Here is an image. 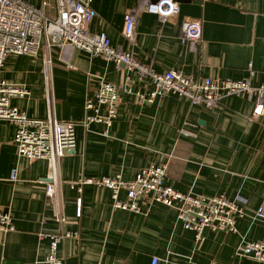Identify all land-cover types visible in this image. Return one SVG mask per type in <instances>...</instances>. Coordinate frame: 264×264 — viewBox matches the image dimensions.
Instances as JSON below:
<instances>
[{
	"label": "crops",
	"instance_id": "obj_1",
	"mask_svg": "<svg viewBox=\"0 0 264 264\" xmlns=\"http://www.w3.org/2000/svg\"><path fill=\"white\" fill-rule=\"evenodd\" d=\"M26 1L40 6L42 0ZM47 1L46 12L53 16V0ZM175 1L179 11L161 17L141 9V0H92L95 17L88 27L105 33L113 46L128 49L123 15L136 7L131 49L140 62L193 78L264 83V0ZM184 20L200 22L199 40L182 41ZM48 56L52 63L46 67ZM125 74L122 63L70 45L50 50L41 45L35 55L9 54L0 68L1 79L29 91L10 99L27 116L51 114L75 122L84 119V99L96 86V76L120 85ZM131 76L135 92L152 89ZM252 108L246 96L224 95L208 109L173 93L145 102L121 92L107 134L102 123L75 126V147L59 159L53 199L45 192L52 176L48 159L18 157L15 125L0 119V208L14 225L12 231H0V264H42L49 235L66 232L71 235L57 247L65 264H150L153 256L159 264H264L236 255L243 242L264 241V220L255 217L259 207L264 210V113L252 120ZM160 163L167 165L165 182L181 192L242 201L245 215L236 219L235 231L207 228L196 241L175 208L143 202L139 212L115 209L109 188L83 184L79 191L74 184L82 177L116 173L131 180L141 167ZM13 169L15 180L9 178ZM120 198H125L123 191Z\"/></svg>",
	"mask_w": 264,
	"mask_h": 264
},
{
	"label": "built area",
	"instance_id": "obj_2",
	"mask_svg": "<svg viewBox=\"0 0 264 264\" xmlns=\"http://www.w3.org/2000/svg\"><path fill=\"white\" fill-rule=\"evenodd\" d=\"M92 0H53L55 14L46 12L49 5L42 0L40 6L26 0H0V68L9 54L35 55L41 45L47 49L63 48L67 45L77 47L91 57H101L106 61L122 63L126 69L123 83H115L96 76V86L88 91L84 99V119L80 122L57 119L49 114L45 118L29 117L19 107L12 105V97H24L29 94L26 86L0 78V119L15 125L13 143L18 157L32 161L46 158L51 169V180L46 184V195L53 199L58 183L57 168L61 157L75 147V126L88 127L91 123H102L107 134L117 115V106L121 92L135 94L140 100L152 102L157 96L173 93L184 97L191 105H203L212 109L218 105L224 95L246 96L253 101L250 119L256 120L264 113V83L253 85L249 79H213L211 77L193 78L174 69L157 71L151 65L139 61L132 51L136 44L135 19L139 8H132L123 15L122 34L130 45L123 49L113 46L109 37L103 33H93L89 23L95 17L91 7ZM141 9L168 17L179 11L175 0H141ZM182 41L199 40L201 24L195 20H184L180 25ZM51 58L45 57L44 65L49 67ZM48 74V73H46ZM132 74L144 83L152 85L147 93L134 91ZM91 80V79H90ZM50 103L49 90L46 93ZM186 132L184 129H181ZM166 163L150 164L141 167L135 177L126 180L120 173L112 176L82 177L76 181L77 190L83 184L105 186L111 190L115 209L139 212L141 204L162 203L175 208L183 228L194 232L196 241L203 237L204 229L235 231V221L245 215L242 201L227 199L224 195H199L181 192L165 182ZM13 169L10 179H16ZM125 198H120V192ZM77 214L80 215L81 198L76 200ZM255 217L264 220L263 207L255 211ZM14 229L11 215L0 208V231ZM71 235H49V251L42 264H65L57 255V247L62 237ZM236 255L264 261V241H245L237 249ZM150 264H159V258L153 256Z\"/></svg>",
	"mask_w": 264,
	"mask_h": 264
},
{
	"label": "water",
	"instance_id": "obj_3",
	"mask_svg": "<svg viewBox=\"0 0 264 264\" xmlns=\"http://www.w3.org/2000/svg\"><path fill=\"white\" fill-rule=\"evenodd\" d=\"M153 2L157 1V0H152Z\"/></svg>",
	"mask_w": 264,
	"mask_h": 264
}]
</instances>
